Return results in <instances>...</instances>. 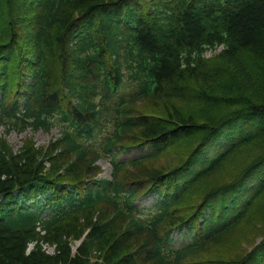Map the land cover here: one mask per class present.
<instances>
[{"label": "trees", "instance_id": "16d2710c", "mask_svg": "<svg viewBox=\"0 0 264 264\" xmlns=\"http://www.w3.org/2000/svg\"><path fill=\"white\" fill-rule=\"evenodd\" d=\"M0 126L58 132L0 134V264H208L250 208L264 220V0H0ZM261 237L225 262L264 264Z\"/></svg>", "mask_w": 264, "mask_h": 264}, {"label": "rangeland", "instance_id": "374dc122", "mask_svg": "<svg viewBox=\"0 0 264 264\" xmlns=\"http://www.w3.org/2000/svg\"><path fill=\"white\" fill-rule=\"evenodd\" d=\"M16 5V4H15ZM222 46H216L209 48L205 51L204 57L211 58L216 55ZM13 62H11V65ZM10 65V63H9ZM153 104L150 101L140 102L138 104H134L131 107V112L133 113H147V114H159L161 108L152 106ZM57 130L53 129L50 133H44L42 131H37L35 133H17L11 131L9 133H5L3 126H0V134H2L11 145L13 150H18L19 147L23 144L28 136H31L33 142L36 145H45L48 140L57 135ZM141 153L140 149L133 151L131 154L128 155H119L118 158H128L130 155L137 156ZM175 152L171 150H167L163 153H160L157 157L153 158L150 163L147 165L149 166H159L162 164H168L175 159ZM99 165L101 166V173L100 175H104L109 177V173L111 172L109 163L106 159H101L99 161ZM242 165L239 162H235L233 160H229L226 164L220 167L217 173L214 176H211L204 181V187L209 188L211 186H220L225 185L228 181L231 180L232 177H237L240 173L238 169ZM235 179V178H234ZM233 179V180H234ZM219 196H215L212 198L213 201L218 202ZM153 201L152 196H148L141 201V205H150ZM259 209L261 207V203L264 204L263 201L259 202ZM257 207V206H256ZM256 207L250 208L248 215L245 219H242L234 228L233 230L229 231L222 241L215 245L214 247H209L203 253H200L195 258L202 261H207L208 264H228L225 262V259L230 255H236L237 253H244L248 252L250 249L256 244H260L262 240V231L264 230V220L260 221L256 215ZM173 240L172 245L174 247L182 246L188 242L190 234L185 230H177L173 233ZM76 243V242H75ZM74 243V244H75ZM75 246V245H74ZM49 251L52 248H48ZM250 256L249 254L246 256V259ZM192 258L188 259L191 260Z\"/></svg>", "mask_w": 264, "mask_h": 264}]
</instances>
